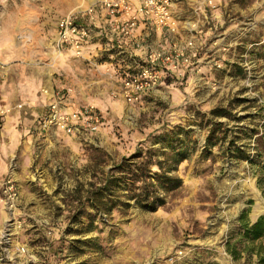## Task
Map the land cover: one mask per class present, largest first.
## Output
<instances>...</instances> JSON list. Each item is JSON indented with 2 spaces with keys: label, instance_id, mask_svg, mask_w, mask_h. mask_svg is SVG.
Wrapping results in <instances>:
<instances>
[{
  "label": "rangeland",
  "instance_id": "rangeland-1",
  "mask_svg": "<svg viewBox=\"0 0 264 264\" xmlns=\"http://www.w3.org/2000/svg\"><path fill=\"white\" fill-rule=\"evenodd\" d=\"M188 1L174 37L196 67L129 104L114 60L57 46L59 20L85 21L90 0H0V38L17 53L1 60L3 90L37 104L47 85L71 86L102 114L96 131L76 136L32 139L18 126L10 164L0 160L18 190L13 208L0 205V264H256L226 242L238 239L242 212L250 223L264 213V0ZM171 137L187 158L165 204L91 207L86 189L115 160L143 145L162 156Z\"/></svg>",
  "mask_w": 264,
  "mask_h": 264
},
{
  "label": "built area",
  "instance_id": "built-area-1",
  "mask_svg": "<svg viewBox=\"0 0 264 264\" xmlns=\"http://www.w3.org/2000/svg\"><path fill=\"white\" fill-rule=\"evenodd\" d=\"M97 10H103L113 17L112 23L123 39L131 38L135 29L145 24L160 31L165 40L156 45L150 41L135 42L138 51H130V56L129 51L121 48L122 52L128 54L131 63L122 60L114 62L112 69L109 67L110 74L118 82L119 94L126 103L138 102L144 94L157 87L165 76H183L196 67L188 45L179 44L174 37L180 27L174 0H91L85 12L88 23L77 20L73 14H67L59 20L57 46L82 55L85 42L91 35L90 24L96 19ZM4 69L5 63L0 61V71L3 72ZM41 92L46 99L38 119L37 128L40 131L48 134H79L94 132L99 128L102 114L98 106L91 102L76 105L71 86L58 89L45 87ZM14 107L21 108L23 103L12 106L0 102V122ZM17 198L16 182L9 174L1 182L0 205L11 209Z\"/></svg>",
  "mask_w": 264,
  "mask_h": 264
},
{
  "label": "trees",
  "instance_id": "trees-1",
  "mask_svg": "<svg viewBox=\"0 0 264 264\" xmlns=\"http://www.w3.org/2000/svg\"><path fill=\"white\" fill-rule=\"evenodd\" d=\"M264 136V121L261 124ZM172 137L167 138L168 145ZM171 142V143H170ZM214 142L206 138L205 148ZM264 145V141H263ZM156 152L144 145L137 147L130 155L115 160L105 173L86 189V200L97 212H109L118 205L130 206L132 202L140 208L154 210L165 204L167 198L181 186L182 179L176 173L178 164L187 158L182 145H171L169 150ZM156 168L153 169L152 166ZM124 197V198H123ZM239 237L233 242L227 240L226 249L234 258L240 252L256 256V264H264V213L250 223L242 212L238 218Z\"/></svg>",
  "mask_w": 264,
  "mask_h": 264
},
{
  "label": "crops",
  "instance_id": "crops-1",
  "mask_svg": "<svg viewBox=\"0 0 264 264\" xmlns=\"http://www.w3.org/2000/svg\"><path fill=\"white\" fill-rule=\"evenodd\" d=\"M91 1V0H90ZM184 0H174V10L176 14H179L180 8L179 4L182 5ZM186 4L189 3L188 0H185ZM86 20L81 22L88 23V16L84 14ZM96 19L91 21L92 31L90 37L86 40L84 46V53L89 57H103V59L121 62L125 60V63H131L128 54L121 51V48H124V51H129V56L131 52H136L138 49L135 47V42H152L154 45L162 43L165 41L162 38L161 32L153 28L151 25L141 24L138 26L134 35L131 38H122L117 32V27L113 25V17L107 15L103 10H97ZM179 16V15H178ZM189 22H186L187 25ZM58 25V24H57ZM58 28V27H56ZM7 39L0 38V61L7 59V57H13L16 55V51L12 49V43L10 41L6 42ZM120 41V44L118 43ZM137 49V50H134ZM131 51V52H130ZM127 54V55H126ZM3 57V58H1ZM3 62V61H2ZM5 63V62H4ZM10 73V67L5 66L3 72L0 71V83L8 77ZM1 85V84H0ZM57 86V85H55ZM53 84L47 85L48 88H54ZM45 87V86H44ZM62 87V86H61ZM41 89V88H40ZM16 94L11 92H6L3 90V87L0 86V102L8 105H16L17 103H23V107L16 108L14 107L10 113L4 116L0 122V160L2 159L4 163L10 164V158L12 151L16 149L17 144L21 141L22 133L18 129L19 125L24 127V133L30 134L31 138H52L53 135L58 133L48 134L40 131L38 127V119L41 113L43 112V101L45 98L41 95L40 90L37 96H40L39 102L37 104L28 103V101L18 99L16 100ZM28 100L32 98L30 94L26 96ZM81 102L80 98L74 97V103L77 105ZM65 135V133H61ZM76 136L75 134H66ZM12 144H9V143ZM4 171V168L0 166V183L3 178L1 172Z\"/></svg>",
  "mask_w": 264,
  "mask_h": 264
}]
</instances>
